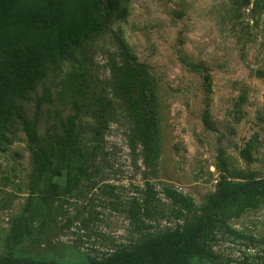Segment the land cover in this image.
I'll return each instance as SVG.
<instances>
[{"label":"rangeland","instance_id":"374dc122","mask_svg":"<svg viewBox=\"0 0 264 264\" xmlns=\"http://www.w3.org/2000/svg\"><path fill=\"white\" fill-rule=\"evenodd\" d=\"M121 5L123 18L105 1L88 9L80 26L93 29L84 46L51 65L25 103L44 138L78 116L81 152L100 146L87 173L37 180L34 147L19 126L0 148V264L28 256L89 264L132 249L182 224L165 186L191 198L199 214L218 212L217 258L191 264H264V0ZM129 61L153 78L160 126L153 165L117 88ZM102 104L111 113L99 144ZM148 184L157 200L147 218L138 204ZM17 228L24 232L18 242Z\"/></svg>","mask_w":264,"mask_h":264},{"label":"trees","instance_id":"16d2710c","mask_svg":"<svg viewBox=\"0 0 264 264\" xmlns=\"http://www.w3.org/2000/svg\"><path fill=\"white\" fill-rule=\"evenodd\" d=\"M105 1L110 14L123 18L127 8L121 0H0V148L9 143V134L19 126L34 147L37 180L66 174L84 175L90 154L80 150L78 116L73 114L61 123L59 132L42 137L38 120L25 112V103L43 81L51 65L74 55L90 37L92 27L81 28L88 9ZM126 45V54L131 52ZM117 88L126 103L134 132L142 146L147 163L153 165L160 152V126L153 78L147 70L133 61L123 66ZM109 104H102L97 113L96 138L101 137L103 123L111 113ZM96 139V140H97ZM100 144V139L97 140ZM164 195L174 205L172 213L182 220L174 229L148 234L132 249H116L103 259L90 258L89 264H191L195 259L214 261L217 254L211 242L215 238L218 212L199 214L195 202L169 186ZM48 192L47 196H50ZM157 193L148 184L138 211L149 217ZM132 219L137 212L129 209ZM34 232L33 226L25 229ZM24 232L17 228L16 242ZM6 264H62L28 256L10 259Z\"/></svg>","mask_w":264,"mask_h":264}]
</instances>
